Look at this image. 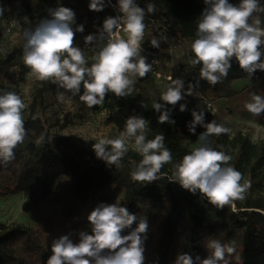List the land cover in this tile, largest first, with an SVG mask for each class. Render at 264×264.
<instances>
[{
	"label": "trees",
	"instance_id": "trees-1",
	"mask_svg": "<svg viewBox=\"0 0 264 264\" xmlns=\"http://www.w3.org/2000/svg\"><path fill=\"white\" fill-rule=\"evenodd\" d=\"M134 2L145 10V29L155 34L167 33L173 44L187 42L188 59L195 58L191 43L198 38L197 25L203 10L208 7L204 0ZM229 2L239 4V0ZM57 3L72 9L77 18L94 33L102 29L103 21L108 17L102 11L90 10L86 0H57L52 2L50 7ZM148 4L155 5L153 13L147 12ZM259 4L264 8V0H259ZM257 18L261 21L260 27L264 28V11L253 13L249 23ZM3 34L4 28L0 26V39ZM24 45L25 43L15 45L10 51L0 53V73L5 67L18 64V59L23 57ZM97 52L84 54L90 59L87 61L88 65L94 62L92 57ZM171 56L169 51L165 52L166 58ZM231 65L227 77L214 86L199 78L202 66L199 64H181L178 75L185 85L192 84L208 97L219 99L227 96L228 90L236 80L253 79L264 73V70L257 69L249 77L240 69L235 58L232 59ZM133 79L131 95L117 97L108 92L104 102L95 107L100 106L114 112L117 105H125L126 101L131 100L128 105L131 113L138 114L141 111L138 117L147 121L146 139L151 140L156 135H163L165 147L171 151L172 162L162 167L158 174L160 178L156 181L140 183L131 179V172L136 169L142 156L129 145L120 165L115 166L108 165L106 161L98 158L89 146L77 144L60 132L42 131L28 143H25L24 139L15 149V158L11 163L7 166L0 165V197L25 193L29 197L26 205L28 210H36L51 197L52 208L41 216L35 228L18 222L0 231V264H46L51 255V244L63 229L65 232H71L78 223L85 226L87 216L93 208L100 203H112L118 197H121L119 204L127 207L137 217L142 214L141 201H160L163 205L154 248L147 251L148 244L144 241V264H174L177 254L180 253H189L193 257L199 255L203 259L209 255L205 245L212 239L224 244L238 241L236 254L231 257L233 264H264V206L254 196L255 191L264 184V140H252L241 129L189 101L185 93L184 98L175 106L167 104L161 100V95L167 87L149 74ZM81 91L83 92V85ZM5 92H14L22 99V94L17 88L0 84V94ZM66 92L51 81L38 80L31 102L23 110L25 129L34 128L38 123L36 113L44 104L48 93L59 95ZM156 103L164 104L170 119L175 123L158 122L161 113L153 108ZM180 104L186 105L185 111H180ZM193 110L204 112L205 124L214 121L229 129L226 134L208 136L197 147L204 145L229 155L231 160L228 166L234 167L242 174V184L249 182L250 187L245 199L234 202L235 211L231 206L217 209L199 192L193 194L183 189L178 182L169 181L175 170L174 165L193 150L189 143L198 142L199 135L206 131L199 124L196 125L195 133L189 131ZM70 115H65L64 125L73 123ZM126 119L127 116H124L116 122L119 131L125 130ZM57 123H60V119ZM42 135L44 141L38 144L37 140ZM117 137L118 134H114V139ZM86 209L89 210L88 214L78 220ZM63 224L65 227L62 229ZM134 225L135 223L132 227ZM129 231L130 229H125L123 234ZM86 232L91 233V226L87 227Z\"/></svg>",
	"mask_w": 264,
	"mask_h": 264
},
{
	"label": "clouds",
	"instance_id": "clouds-1",
	"mask_svg": "<svg viewBox=\"0 0 264 264\" xmlns=\"http://www.w3.org/2000/svg\"><path fill=\"white\" fill-rule=\"evenodd\" d=\"M208 5L197 25V37L191 43L194 59L192 66L202 65L199 78L209 85L220 83L231 69L235 58L241 70L249 77L257 70H264V28L259 18L249 23L253 13L264 11L259 0H239V4L229 0H204ZM105 0H90L89 9L101 11ZM120 16H109L103 21L98 34L84 37L85 44L97 40L107 42L92 57L90 67L80 47L74 46L75 13L68 7L59 6L50 9V19H45L34 29L26 32L23 62L31 74L39 81H51L70 92L79 95L88 108L101 105L108 92L117 97L129 96L133 91L134 77L143 78L151 71V64L141 55L145 36V10L134 0H118ZM4 9L0 7V15ZM155 11L154 4H148L147 12ZM82 24L75 31L83 32ZM123 32L126 39L120 33ZM165 39V38H164ZM153 47H159V40L153 37ZM161 100L175 106L184 98V83L173 80ZM198 83V82H197ZM187 95H193V85L189 84ZM63 101L64 96L58 97ZM27 105L14 92L0 94V165L7 166L15 158V149L24 142L27 131L24 126L23 110ZM245 109L259 116L264 112V96L253 93ZM153 108L160 112L159 123H175L169 117L164 104L156 103ZM162 109H164L162 111ZM186 110L180 104V111ZM193 119L189 131L195 133L196 125H202L206 131L199 135L204 141L208 136L226 134L229 129L214 121L204 122V112L192 111ZM147 121L143 117L130 116L126 119L125 130L115 139L101 137L93 144L98 158L108 165L119 166L128 152L129 140H134V150L142 156L131 179L140 183H150L160 178L158 175L165 164L172 162L170 149L165 147L164 136L156 135L146 139ZM44 141L43 135L37 143ZM231 157L222 151L201 145L174 165L169 181L196 194L199 192L217 209L231 206L235 211V201L244 200L250 187L243 184L242 174L228 166ZM91 233L79 232V241L73 242L69 235H61L51 244V255L46 264H144V241L147 238L148 222L131 213L127 207L116 203H100L87 216ZM136 223V227L132 225ZM125 229H130L123 234ZM209 255L201 258L189 253L177 254L174 264H231L235 248L219 240H209L205 245Z\"/></svg>",
	"mask_w": 264,
	"mask_h": 264
},
{
	"label": "rangeland",
	"instance_id": "rangeland-1",
	"mask_svg": "<svg viewBox=\"0 0 264 264\" xmlns=\"http://www.w3.org/2000/svg\"><path fill=\"white\" fill-rule=\"evenodd\" d=\"M8 1L11 3L8 7H5L0 0V7L4 9L3 14L0 15V26L4 28V34L0 39V53L10 51L15 45L26 43V32L34 30L38 26L33 21V12L40 11L44 6L51 9L50 6L52 2H56L57 0ZM40 18L43 21L45 19H50L51 16L50 13H45L40 14ZM9 26H11L10 31L7 29ZM187 47L188 43L185 41L174 44L173 50L170 52L172 56L164 58L162 66L164 65L166 70L171 68L172 65L169 62L171 59L174 64H189L191 60L188 59L187 56ZM85 58L87 61L90 60L87 56H85ZM86 66L90 67L91 65L86 64ZM37 81L38 80L31 74V70L25 66L23 57L18 59V64L3 68L0 73V84L17 88L21 92L22 100L26 105L32 100L33 89ZM243 83L244 85H242ZM232 85V91L235 92L230 95L229 98L218 100L212 97L214 102L213 111L211 112L222 120L229 122L234 127L247 133L252 140H264V112L259 116H254L244 107L245 103L250 101L253 93L264 96V73L251 80L248 78L236 80ZM236 88H239L238 92ZM82 94L83 92L81 90L80 93L75 96L67 91L63 94L64 100L61 101L58 99L61 94L54 95L48 93L44 104L36 113L38 123L34 128L26 130L27 135L25 137V143L31 141L33 136L40 135L42 131L48 130L51 132H60L61 134L69 136L73 142L83 146H89L94 151L92 146L101 137L114 139V134L120 136L122 131L117 129V125H115L117 121L124 116L128 118L130 116H138L141 113V111H139L138 114L131 113V110L128 108L131 100L126 101L125 105H117L114 112L100 106L88 108L79 100V95ZM27 114L28 112L25 113V115ZM66 114H71L70 118L73 120V123L64 125ZM58 119H60L59 124L57 123ZM127 143L129 146L133 147L134 140H129ZM200 144L201 140L198 142H190L189 147L194 149ZM254 196L264 206V184L255 191ZM28 200L29 197L25 193L0 197V231L18 222L35 228L41 216L45 215L52 208L51 197L36 210H28L26 208ZM120 200L121 197H118L112 203H120ZM140 205L142 206V214L138 216V219H147L148 231L145 242L148 244L147 251H151L156 243L157 232L163 214V205L160 201L153 202L146 200L141 201ZM88 212L89 210L86 209L85 213L81 215L78 220L85 217ZM85 224V226H81L80 223L76 224L71 232H65V229H63L65 225L63 224V230L59 237L61 235H69L73 242H78L79 236H77V234L81 231H86L87 227L90 226L89 221ZM135 227L136 223L133 228ZM229 244L236 248L238 241L233 240L230 241ZM235 254L236 251L233 256H235ZM231 264L233 263L231 262Z\"/></svg>",
	"mask_w": 264,
	"mask_h": 264
},
{
	"label": "built area",
	"instance_id": "built-area-1",
	"mask_svg": "<svg viewBox=\"0 0 264 264\" xmlns=\"http://www.w3.org/2000/svg\"><path fill=\"white\" fill-rule=\"evenodd\" d=\"M88 4L90 3V0H86ZM10 1L8 0H2V4L5 7H8L10 5ZM61 6L59 3H57L55 6L51 7V9H55L57 7ZM49 8L46 6L42 7L40 11H34L32 18L33 21L39 25L41 23V18L40 14H49ZM104 14H106L108 17H116L122 15V13L119 12L118 8V0H105V6L103 10H101ZM82 24L84 27L83 32H77L75 31L76 26ZM72 28L75 32V37H74V46L80 47L83 51V53L88 54V53H93L97 52L100 50V48L107 42V38L104 40H97L96 42L94 41L91 44H85L84 37L89 35V34H98L99 31L97 32H91L88 26H86L82 21H80L76 14H75V23L72 25ZM8 31L11 30V26H9ZM120 35L126 39V36H124L123 32L121 31ZM155 37L159 40V47H153L150 43L151 39ZM165 38V39H164ZM173 42L172 38L167 34V33H158L155 34L153 31L149 29H145V36H144V41L142 42V52L141 55L146 57V62L151 64V71L148 73L151 77H153L158 83L162 84L164 87H167L171 81L168 79L170 76L172 77L173 80L175 79H181L179 77V70H180V65L179 64H174L172 59L169 60L170 64L172 65L171 68L165 69L164 65L162 66V62L164 61L165 57V52L169 51L171 52L173 50ZM173 63V64H172ZM182 80V79H181ZM183 81V80H182ZM186 88L182 90L186 94V90L188 88V84L185 85ZM187 99L189 101L195 102V104L198 107H201L205 110L208 111H213V102L214 100L208 97V95L204 94L203 92L199 91L193 86V95H187Z\"/></svg>",
	"mask_w": 264,
	"mask_h": 264
},
{
	"label": "crops",
	"instance_id": "crops-1",
	"mask_svg": "<svg viewBox=\"0 0 264 264\" xmlns=\"http://www.w3.org/2000/svg\"><path fill=\"white\" fill-rule=\"evenodd\" d=\"M250 80H251V79H250ZM242 85H244V83H243ZM242 85H241V86H242ZM232 88H233V85H232ZM232 88H231L230 90H228V93H227V96H228V97L225 96V97L219 98L218 100L225 99V98H229L230 95L234 94L235 91H232V90H233ZM239 88H240V87H239ZM239 88H236L237 92L239 91V90H238Z\"/></svg>",
	"mask_w": 264,
	"mask_h": 264
}]
</instances>
